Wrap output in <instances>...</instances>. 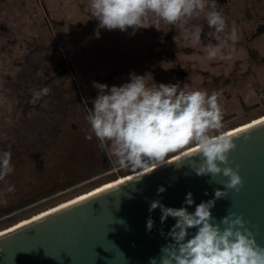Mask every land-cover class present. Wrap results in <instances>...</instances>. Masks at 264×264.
<instances>
[{
    "label": "clouds",
    "instance_id": "obj_1",
    "mask_svg": "<svg viewBox=\"0 0 264 264\" xmlns=\"http://www.w3.org/2000/svg\"><path fill=\"white\" fill-rule=\"evenodd\" d=\"M88 9L92 19L99 22L98 29L127 32L131 28L135 35L140 29L159 30L163 22L179 29L183 39L193 43L200 42L203 31L193 21L203 15L217 37V42L205 49L209 60H230L241 38L235 22L229 25L218 10L217 0H89ZM93 87L97 96L85 117L90 126L85 138L92 140L94 136L114 167L135 174L139 180L169 165L170 153L194 145L200 161L190 167L197 176L228 178L222 181L223 190L215 189L214 197L196 204L192 212L186 206L167 207L158 199L150 202L149 211L159 208L162 223L169 217L175 220L168 233L171 242L161 248L159 257L150 258V264H264V246L245 227L242 216L229 213L216 223L212 215L217 200L228 197L229 190L239 192L244 186L239 166L234 169L229 163V154L237 147L234 139L223 133L210 134L223 127L220 93L188 90L179 82L156 83L152 76L149 83L146 74L134 71L120 85L109 87L93 81ZM31 91V103L50 93L48 87ZM13 173L11 150L0 151V182ZM5 191L14 192L15 186L8 184ZM165 191L160 186L157 194ZM184 203L195 204L191 192ZM153 226L149 217L147 230ZM189 229L196 231L190 234Z\"/></svg>",
    "mask_w": 264,
    "mask_h": 264
},
{
    "label": "flooded vegetation",
    "instance_id": "obj_2",
    "mask_svg": "<svg viewBox=\"0 0 264 264\" xmlns=\"http://www.w3.org/2000/svg\"><path fill=\"white\" fill-rule=\"evenodd\" d=\"M217 4L228 24L235 22L238 26L241 37L230 60H209L206 57V47L215 44L217 37L201 15L193 21L203 28L199 43L184 39V45L177 46L173 40L174 37H182L179 29L170 28L162 22L159 30L150 28V32L153 38L158 35L167 37L163 54L157 53L152 44L148 56L150 62L143 70L145 73L130 66L120 65L119 68L128 77L133 71L146 74L149 83L152 76L156 83L179 82L181 86L187 85L188 90L220 93L218 103L222 108L223 127L210 134L231 136L264 122V0H217ZM176 52L179 53L178 60ZM131 58L136 59V54ZM65 74L63 72L62 75ZM56 79L51 78L43 87H49ZM108 82L112 83V78ZM74 86H77L75 81ZM53 90L39 99L36 105L30 102L32 98L29 96L23 104L22 124L8 130L0 138V151L11 150L14 167V173L6 181L0 182V193H4L0 195V235L57 209L34 217L39 213L130 173L114 167L102 148L90 167L73 170L54 179L48 178L53 166L58 164L60 155L69 151L72 140L80 132L82 122L77 118L81 117L82 112L87 115L88 108L93 107V96L87 92L82 96L85 108L81 111L75 97L66 98L65 92L57 87ZM188 149L185 154L196 150V147L184 146L169 158H180L185 155L181 153ZM8 184L15 186L14 192L6 193ZM24 220L29 221L23 223Z\"/></svg>",
    "mask_w": 264,
    "mask_h": 264
},
{
    "label": "water",
    "instance_id": "obj_3",
    "mask_svg": "<svg viewBox=\"0 0 264 264\" xmlns=\"http://www.w3.org/2000/svg\"><path fill=\"white\" fill-rule=\"evenodd\" d=\"M232 138L237 147L229 163L234 169L239 166L244 186L216 201L211 210L214 222L236 213L264 246V123ZM181 159L185 160L179 163ZM199 161L193 152L139 180L0 235V264H150V258L159 257L171 242L168 233L175 224L172 217L162 223L159 208L149 211L150 202L158 199L167 207L186 206L192 212L196 204L212 199L215 189L223 190L222 181L228 178L197 176L191 170L190 164ZM160 186L166 191L158 195ZM188 192L193 194L192 206L184 203ZM149 217L154 222L151 231L146 227ZM195 231L189 229L190 234Z\"/></svg>",
    "mask_w": 264,
    "mask_h": 264
},
{
    "label": "rangeland",
    "instance_id": "obj_4",
    "mask_svg": "<svg viewBox=\"0 0 264 264\" xmlns=\"http://www.w3.org/2000/svg\"><path fill=\"white\" fill-rule=\"evenodd\" d=\"M88 4L89 0H0V138L22 124L23 104L29 96L32 98L31 90L43 88L51 78L57 79L48 87L50 93L56 87L63 90L66 98L75 97L78 109L82 111L85 108L84 93L93 99L97 96L93 81L109 87L120 85L129 78L121 72L120 65L134 67L143 73L144 66L150 62L148 56L152 44L157 53L163 54L167 37L153 38L150 28L140 29L135 35L131 34V28L127 32L98 29L99 22L90 16ZM173 41L177 46L185 43L180 36L174 37ZM133 54L136 59L131 58ZM175 55L178 60L179 53ZM63 72L66 74L62 75ZM111 78L112 83L108 82ZM85 117L82 112L77 118L82 122L80 132L72 140L69 151L60 155L48 178L90 167L96 155L102 152L100 142L94 136L92 140L85 138L90 130ZM187 151L189 149L181 155ZM169 157V161L174 159ZM134 176L128 173L34 217L84 200Z\"/></svg>",
    "mask_w": 264,
    "mask_h": 264
},
{
    "label": "bare ground",
    "instance_id": "obj_5",
    "mask_svg": "<svg viewBox=\"0 0 264 264\" xmlns=\"http://www.w3.org/2000/svg\"><path fill=\"white\" fill-rule=\"evenodd\" d=\"M264 123V122H263ZM263 123H261V124H263ZM260 125V124H259ZM258 126V125H257ZM256 127V126H255ZM253 128V127H252ZM249 129H251V128H249ZM249 129H246V130H243V131H241V132H245V131H247V130H249ZM241 132H239V133H241ZM239 133H236V134H233V135H231V137L232 136H235V135H237V134H239ZM193 152H197V149L196 150H194V151H192V152H190V153H188V154H185L184 156H187V155H189V154H192ZM183 156H181L180 158H182ZM178 159V158H177ZM177 159H175V160H177ZM175 160H172V161H170V162H173V161H175ZM135 178H137L136 176H134V177H132V178H130V179H128L127 181H129V180H133V179H135ZM127 181H124L123 183H125V182H127ZM122 184V183H121ZM119 184H117V185H115V186H118ZM115 186H112V187H110V188H113V187H115ZM110 188H107L106 190H108V189H110ZM106 190H102V191H100V192H98V193H96V194H99V193H101V192H103V191H106ZM96 194H93V195H91V196H89L88 198H90V197H92V196H94V195H96ZM88 198H86V199H88ZM86 199H84V200H86ZM81 201H83V200H81ZM81 201H79V202H81ZM77 203V202H76ZM76 203H74V204H76ZM71 205H73V204H71ZM71 205H69V206H71ZM69 206H67V207H69ZM67 207H65V208H67ZM65 208H59V210H55V211H53V212H51V213H49V214H46L45 216H48V215H50V214H53V213H55V212H58V211H60V210H63V209H65ZM45 216H43V217H41V218H44ZM41 218H39V219H41ZM39 219H37V220H39ZM36 221V220H35ZM34 222V221H33ZM32 223V222H31ZM30 224V223H29ZM26 225H28V224H26ZM26 225H24V226H26ZM24 226H22V227H24ZM21 228V227H20ZM18 229V228H17ZM16 230V229H15ZM13 231V230H12Z\"/></svg>",
    "mask_w": 264,
    "mask_h": 264
},
{
    "label": "trees",
    "instance_id": "obj_6",
    "mask_svg": "<svg viewBox=\"0 0 264 264\" xmlns=\"http://www.w3.org/2000/svg\"><path fill=\"white\" fill-rule=\"evenodd\" d=\"M65 206H67V205H64V206L60 207V209L63 208V207H65ZM57 210H58V209H57Z\"/></svg>",
    "mask_w": 264,
    "mask_h": 264
}]
</instances>
